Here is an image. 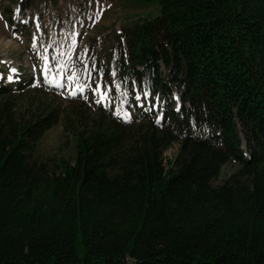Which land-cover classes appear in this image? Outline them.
<instances>
[{
	"label": "trees",
	"instance_id": "obj_1",
	"mask_svg": "<svg viewBox=\"0 0 264 264\" xmlns=\"http://www.w3.org/2000/svg\"><path fill=\"white\" fill-rule=\"evenodd\" d=\"M153 1L158 14L96 47L91 69L111 100L148 123L152 147L164 129L197 153L167 178L148 176L146 153L108 177L99 158L123 124L99 108L91 152L64 184L24 152L23 138L47 127L45 112L26 124L1 108L0 264H264V0ZM133 87L160 101L180 91L181 106L153 114L135 105ZM67 107L76 116L84 105ZM223 156L240 163V177L212 186Z\"/></svg>",
	"mask_w": 264,
	"mask_h": 264
},
{
	"label": "rangeland",
	"instance_id": "obj_2",
	"mask_svg": "<svg viewBox=\"0 0 264 264\" xmlns=\"http://www.w3.org/2000/svg\"><path fill=\"white\" fill-rule=\"evenodd\" d=\"M21 1L24 0H0V85L7 79L10 88L0 96V109L4 108V117L26 124L37 117L40 122L39 115L45 112L43 121L47 127L41 133L32 129L23 138L24 152L32 167L48 179L60 177L64 184L68 182V171L77 176L84 157L91 152V138L96 134L95 123L101 113L99 108L109 109L112 101L116 102L113 112L123 125L99 158L108 177L120 175L121 170L130 171L132 160L139 153H146L152 159L148 176L153 181L167 178L169 170L175 171L183 161L197 153L181 150L177 142H171L167 135L163 137L164 129L152 147L148 141V123L142 121L138 113L123 110L118 97L111 100L110 92L103 90L101 78L92 75L89 57L100 45L111 44L113 35L122 27L154 18L158 14L155 1L39 0L37 10L23 11ZM81 2L82 9L79 10ZM44 63L48 64L49 70L46 78L41 77L39 70L41 65L45 68ZM10 69H15L16 74L11 75ZM10 76L13 77L11 80ZM73 76L75 79L70 80ZM26 77L34 80L29 83ZM23 81L27 82L24 88H11ZM77 85L85 90L77 92ZM97 85H100V91H97ZM101 92L106 98L98 102ZM173 97V109H176L180 105V94L175 93ZM134 101L140 107L153 102L145 91L134 92ZM71 102L76 106L84 105L82 110L74 108L76 116L71 115L67 107ZM151 107L156 110L157 102ZM33 113L36 114L32 116ZM124 114L130 117L128 122L120 118ZM67 115L71 123L65 126ZM84 126L88 131L82 132ZM87 132H90L88 141L85 140ZM30 135L32 139H28ZM146 160L145 156V164ZM240 169V163L223 156L211 185L230 182L241 173Z\"/></svg>",
	"mask_w": 264,
	"mask_h": 264
},
{
	"label": "snow or ice",
	"instance_id": "obj_3",
	"mask_svg": "<svg viewBox=\"0 0 264 264\" xmlns=\"http://www.w3.org/2000/svg\"><path fill=\"white\" fill-rule=\"evenodd\" d=\"M102 11H103V8H101V14H102ZM12 72H15L16 70L15 69H12L11 70ZM13 77H9V80H11ZM70 80L71 79H75V77L73 76V77H70L69 78ZM97 87V91H100V85H97L96 86ZM85 89L83 88V87H81V86H79V85H77L76 86V91L77 92H83ZM70 94H75V93H70ZM145 95H147V93H145ZM106 98V94L105 93H103V92H101L100 93V101H98V102H101V101H103L104 99ZM120 118H122V119H124L126 122H128L129 121V119H130V117H128V115L127 114H124L122 117H120Z\"/></svg>",
	"mask_w": 264,
	"mask_h": 264
}]
</instances>
